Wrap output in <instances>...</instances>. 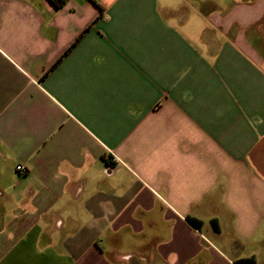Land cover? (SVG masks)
<instances>
[{
    "label": "crops",
    "instance_id": "obj_1",
    "mask_svg": "<svg viewBox=\"0 0 264 264\" xmlns=\"http://www.w3.org/2000/svg\"><path fill=\"white\" fill-rule=\"evenodd\" d=\"M251 261L264 0H0V264Z\"/></svg>",
    "mask_w": 264,
    "mask_h": 264
},
{
    "label": "trees",
    "instance_id": "obj_2",
    "mask_svg": "<svg viewBox=\"0 0 264 264\" xmlns=\"http://www.w3.org/2000/svg\"><path fill=\"white\" fill-rule=\"evenodd\" d=\"M55 6H61L66 0H50ZM189 222L193 225H198V221L195 219L190 218ZM252 262V261H251ZM253 264V262H252Z\"/></svg>",
    "mask_w": 264,
    "mask_h": 264
},
{
    "label": "built area",
    "instance_id": "obj_3",
    "mask_svg": "<svg viewBox=\"0 0 264 264\" xmlns=\"http://www.w3.org/2000/svg\"><path fill=\"white\" fill-rule=\"evenodd\" d=\"M15 169L18 170V171H20V170H23V167L18 164V165L15 166Z\"/></svg>",
    "mask_w": 264,
    "mask_h": 264
}]
</instances>
